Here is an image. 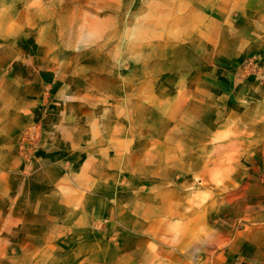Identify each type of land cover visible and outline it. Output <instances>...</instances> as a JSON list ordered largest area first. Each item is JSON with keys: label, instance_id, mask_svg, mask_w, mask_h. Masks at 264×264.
Masks as SVG:
<instances>
[{"label": "rangeland", "instance_id": "1", "mask_svg": "<svg viewBox=\"0 0 264 264\" xmlns=\"http://www.w3.org/2000/svg\"><path fill=\"white\" fill-rule=\"evenodd\" d=\"M262 232L264 0H0V264H224Z\"/></svg>", "mask_w": 264, "mask_h": 264}, {"label": "crops", "instance_id": "2", "mask_svg": "<svg viewBox=\"0 0 264 264\" xmlns=\"http://www.w3.org/2000/svg\"><path fill=\"white\" fill-rule=\"evenodd\" d=\"M242 246H243L242 249H240L239 251L240 253H242L239 254L240 257H238L237 254H235L237 258L229 257L228 261L226 260L224 264H244L239 259L248 257L247 253L249 252L251 253V255H254V257H256L261 264H264V233L263 232L257 239H255V241L242 243Z\"/></svg>", "mask_w": 264, "mask_h": 264}]
</instances>
